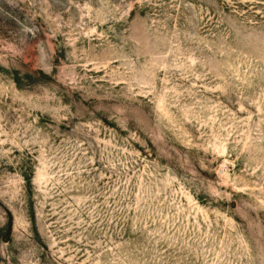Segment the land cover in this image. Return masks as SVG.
Returning <instances> with one entry per match:
<instances>
[{"label": "rangeland", "instance_id": "1", "mask_svg": "<svg viewBox=\"0 0 264 264\" xmlns=\"http://www.w3.org/2000/svg\"><path fill=\"white\" fill-rule=\"evenodd\" d=\"M0 264H264V0H0Z\"/></svg>", "mask_w": 264, "mask_h": 264}]
</instances>
